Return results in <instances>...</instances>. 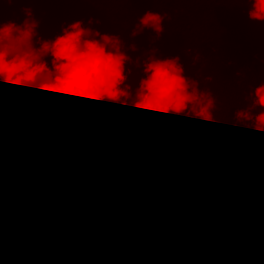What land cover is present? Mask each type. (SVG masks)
Here are the masks:
<instances>
[{"label": "clouds", "instance_id": "9594fccd", "mask_svg": "<svg viewBox=\"0 0 264 264\" xmlns=\"http://www.w3.org/2000/svg\"><path fill=\"white\" fill-rule=\"evenodd\" d=\"M51 0H0V264H3V232L5 221L11 222L13 234L23 233L18 244L29 254L23 264H62L67 255L72 264H108V237L105 232L116 233L119 241L128 228L115 224L106 210L117 205L111 191L96 188L98 161L125 157L141 151L140 140L151 133L154 120L166 115L183 116L184 127L193 119L211 124H231V128L251 129L252 135L242 139L241 153L250 161L256 147L257 134L264 133V82L256 84L244 96L233 116L220 120L217 99L202 80L211 82L212 75H201L204 65L190 74L189 50L182 49L188 67L179 56L159 57L158 49L148 50L146 58L135 60L128 50L136 51L134 43L122 39V32L101 33L91 27L92 18L85 26L82 20L62 25L54 38H42L37 29L39 21L30 7H23L21 23L3 20L4 3L31 4ZM89 4L150 3L153 10L136 15L131 37L152 30L156 37L165 32L167 11L158 5L195 2L211 5L247 6L251 20L264 21V0H71ZM125 11H128L125 8ZM99 23V21H96ZM129 26L124 25L127 29ZM50 58V60L48 59ZM201 56H191L195 67ZM141 67L143 75L135 89L128 83L132 69ZM50 65V66H49ZM109 102L105 104L103 102ZM115 104L128 109L119 115ZM229 111V110H228ZM87 113V116L82 115ZM196 139L203 133L193 131ZM7 137L11 143L29 149L40 148L41 156L49 164H71L80 171L92 168L86 187L75 189L71 181L59 170L37 171L34 176L23 167L12 170L15 161L5 163L3 144ZM20 173H23L21 175ZM143 169H137L125 178L139 182ZM96 199L95 206L82 200ZM53 207L49 209L48 203ZM126 218V217H125ZM227 217H217V227H227ZM254 237L253 241H260ZM258 251L255 264H264V251ZM35 256H32V253ZM146 254V246L136 248L139 258ZM169 257L172 255L170 252Z\"/></svg>", "mask_w": 264, "mask_h": 264}, {"label": "trees", "instance_id": "16d2710c", "mask_svg": "<svg viewBox=\"0 0 264 264\" xmlns=\"http://www.w3.org/2000/svg\"><path fill=\"white\" fill-rule=\"evenodd\" d=\"M23 7L32 9L39 21L37 31L45 39L54 38L62 25L75 20L89 26L88 20L92 18L90 26L101 33L122 32L126 44L134 43L137 50H128L134 60L145 59L148 50L156 48L157 56H179L187 68L182 49L189 50L190 74L196 75V68L203 64L201 75L213 77L211 82L202 80L201 87L209 88L216 97V115L220 120L233 116L244 96L264 82V21L249 19L244 5L195 2L158 5L170 16L159 38L150 29L130 36L136 15L154 9L150 3L94 5L71 0L27 5L4 3L3 20L21 23ZM124 25L129 27L124 29ZM196 53L201 60L191 67V56ZM127 67L132 69L128 83L135 89L143 75L142 65ZM114 106L121 116L128 111L119 104ZM184 119L166 115L154 120L149 128L151 134L140 140L138 154L125 157L118 151L117 157L95 165L97 183L90 195L98 194L97 187L103 192L111 191L117 205L106 210L105 215L113 223L128 228L125 238L119 241L116 233L105 232L108 264H255L259 253L252 249L264 251V148L256 147L252 153L256 160L250 161L241 153V146L243 137L253 134L251 129H230L231 124L224 123L206 127L195 119L184 127ZM193 131L202 132L203 138H194ZM262 143L264 133L257 134L252 145ZM23 147L11 143L10 137L4 141L5 163L16 162L12 170L23 167L34 176L40 170L59 169L77 190L86 187L85 181L96 175L86 165L76 171L68 163L49 164L41 155L22 159L19 154ZM140 168L143 175L139 182H125L127 176ZM81 202L94 207L96 199ZM47 203L51 209L52 203ZM221 214L228 218L223 230L216 223ZM22 235L13 234L11 222L5 221L3 251L28 253L18 244ZM254 237L261 239L254 242ZM141 244L146 246V254L138 261L136 248ZM3 255V264H23L28 258ZM62 264L72 261L65 255Z\"/></svg>", "mask_w": 264, "mask_h": 264}, {"label": "rangeland", "instance_id": "374dc122", "mask_svg": "<svg viewBox=\"0 0 264 264\" xmlns=\"http://www.w3.org/2000/svg\"><path fill=\"white\" fill-rule=\"evenodd\" d=\"M23 148L21 149L20 154H19V157H21L22 159H25V158H37L38 156L41 155L42 149H40V148H34V149H29L28 150V154L26 156L24 154Z\"/></svg>", "mask_w": 264, "mask_h": 264}, {"label": "water", "instance_id": "95a60500", "mask_svg": "<svg viewBox=\"0 0 264 264\" xmlns=\"http://www.w3.org/2000/svg\"><path fill=\"white\" fill-rule=\"evenodd\" d=\"M3 254L10 255V256H17V257H29L28 253H22V252H7V251H3ZM31 255L35 256V253H32Z\"/></svg>", "mask_w": 264, "mask_h": 264}]
</instances>
